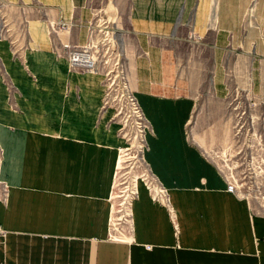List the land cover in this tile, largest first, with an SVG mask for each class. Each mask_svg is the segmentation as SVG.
<instances>
[{
  "label": "crops",
  "instance_id": "crops-1",
  "mask_svg": "<svg viewBox=\"0 0 264 264\" xmlns=\"http://www.w3.org/2000/svg\"><path fill=\"white\" fill-rule=\"evenodd\" d=\"M94 1L4 0L29 16L25 40H0V264H264V212L229 193L187 136L196 93L186 87L213 70L225 97L234 56L264 82V0H123L129 82L147 120L142 159L177 230L140 174L120 241L109 239L120 123L102 109L103 77L69 71L46 33L48 20L72 22L62 39L84 43Z\"/></svg>",
  "mask_w": 264,
  "mask_h": 264
},
{
  "label": "rangeland",
  "instance_id": "rangeland-1",
  "mask_svg": "<svg viewBox=\"0 0 264 264\" xmlns=\"http://www.w3.org/2000/svg\"><path fill=\"white\" fill-rule=\"evenodd\" d=\"M94 2L97 6L96 18L99 15L102 18L100 13L106 14L102 18L104 26L112 29H105V31L109 32L108 36L113 33L116 45L111 47L120 54L119 73H116L114 69L113 75L118 74L117 78L125 77L126 91L129 90L131 93L128 55L127 52L125 53L126 49L120 46L123 44L124 47L125 41L123 40L128 38L123 20L126 12L125 3L123 0H95ZM27 16L29 14L18 6L6 3L0 5V17H3L2 19L6 22L5 28L9 30V39L6 40H11L13 43L25 40ZM99 19H96L97 23ZM2 29L3 25L0 22V35L4 36ZM98 35L101 36V34ZM60 39L64 41L62 37ZM121 70L123 74H120ZM212 71L204 73L202 82H186V87L196 93V106L187 127V136L202 149L223 174L231 175L237 180L241 192L248 198L254 211L264 212V82L249 81L247 79L248 66L243 65V59L236 56L231 57L226 60L224 66L226 96L218 98L214 94ZM117 78L113 79L115 81L112 86L113 90L122 88L119 82L116 86ZM9 85L8 87L11 88ZM119 106L121 113L119 117L116 118L115 115L114 117L120 123V127L123 126L121 137L124 145L117 163L111 198V205L114 203L112 213L115 219L119 215L114 213L122 208L119 205L124 206L129 202L127 196L130 194L128 193L139 181V175L147 173L141 149L145 134L142 129L137 128L135 117L130 113V107L124 98L119 102ZM106 108H103L102 101V109ZM113 109L116 114L115 108ZM1 154L0 148V161ZM249 157L254 158L252 162L254 167L248 168ZM259 169L262 170L261 173L258 172ZM0 183L3 185L1 181ZM122 220L121 222L116 221L114 226L109 221V231L111 232L114 227L118 228V224L127 227L125 220L128 221V218Z\"/></svg>",
  "mask_w": 264,
  "mask_h": 264
},
{
  "label": "built area",
  "instance_id": "built-area-1",
  "mask_svg": "<svg viewBox=\"0 0 264 264\" xmlns=\"http://www.w3.org/2000/svg\"><path fill=\"white\" fill-rule=\"evenodd\" d=\"M1 4H5L4 0H0V5ZM23 11L25 10L23 9ZM38 12L40 13V10H38ZM2 18L0 17V21L2 22L3 25L2 33H4V36L0 35V40L9 39L8 38L9 30L5 28L6 22ZM97 18H100L98 23L96 22ZM97 18L95 17L87 24V39L83 44L73 43L70 41L64 42L60 39L62 35L70 34V31L74 26L72 22L48 20L46 33L48 38H50L51 41L50 43L52 45L53 52L57 58H64L66 60L68 69L71 72L101 74L105 85L103 108L106 107L115 108L116 110L115 117L117 118L121 113V107L119 106V102H121V99L124 98V100L127 102V104L130 107V113L132 114L133 117H135L137 128L142 129L143 134H145V130L147 128V120L145 119L134 94L132 92L130 94H127L126 78L123 76L122 78H117L119 77L118 74H116L115 76L113 75L114 69L116 70L115 71L116 73H119L118 69H119L120 54L115 52L111 47L116 45L113 33H110V35L108 36L109 32L105 31V29H112V28H108L107 26H104V20H102L103 17L101 18L99 15L97 16ZM98 34H101V36L99 37ZM9 43L12 44L13 46V42L11 40L9 41ZM17 52H18L17 50H14V54H16V56H17ZM120 74H123V70L120 71ZM114 78H117L116 86H118V82L122 85L121 89L119 87L120 93H119V89L116 88L114 90L112 89V86L115 84V81L113 80ZM122 131H123V126H121L119 129L120 135H123ZM141 149L143 153L144 137H143V143ZM121 151L122 149L120 150V154ZM249 159H250L249 160L250 165H248V168L254 167V165L252 164L254 158L249 157ZM260 171L262 172L261 169H259L258 172L261 173ZM142 175L144 176L143 179L145 180V183L152 195V199L154 201H158L167 209L169 217L177 230L175 224L174 211L170 205L166 190L162 188L155 180L149 178L146 172L145 174ZM223 176L227 183V191L229 193L236 195L237 197H241L248 201V198L244 196V194L241 192L237 180L233 178V176L231 175L223 174ZM135 187L134 189H132V191L131 190L129 191L130 193L129 203L135 197L136 194ZM4 193H5V186L1 185L0 197L4 196ZM127 218H128V224L126 225L127 227L120 226V224L117 225L118 228L114 227L109 234L110 240L120 241L127 236L130 230V214L128 215ZM110 223L114 226L115 221L113 217L110 218ZM1 233L2 231L0 230V234Z\"/></svg>",
  "mask_w": 264,
  "mask_h": 264
},
{
  "label": "bare ground",
  "instance_id": "bare-ground-1",
  "mask_svg": "<svg viewBox=\"0 0 264 264\" xmlns=\"http://www.w3.org/2000/svg\"><path fill=\"white\" fill-rule=\"evenodd\" d=\"M1 22V21H0ZM2 23V22H1ZM3 30V29H2ZM121 44V43H120ZM121 46V48H123V44H121L120 45ZM124 49V48H123ZM123 49H122V51H123ZM127 94H130L129 93V90H128V92H127ZM133 113V112H132ZM148 174V173H147ZM0 186H1V184H0ZM132 189L133 188H131V191H132ZM128 194H130V193H128ZM127 198L129 199V196H127ZM129 203V202H128ZM126 204V205H124V206H122V205H119V207L121 208V209H119V211H117V212H115L114 214H118L119 216L115 219L114 217H113V213H112V217H113V219H114V221L116 222H121V221H123L122 219L124 218H126V217H128V215H129V205L130 204ZM125 222L128 224V221L127 220H125Z\"/></svg>",
  "mask_w": 264,
  "mask_h": 264
}]
</instances>
